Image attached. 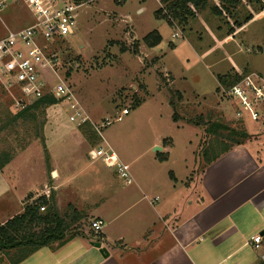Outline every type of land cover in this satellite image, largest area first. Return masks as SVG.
I'll return each mask as SVG.
<instances>
[{
  "label": "rangeland",
  "instance_id": "obj_1",
  "mask_svg": "<svg viewBox=\"0 0 264 264\" xmlns=\"http://www.w3.org/2000/svg\"><path fill=\"white\" fill-rule=\"evenodd\" d=\"M76 2H82L84 6L76 12L75 35L58 41L53 47L48 42L44 45L49 47L48 51L58 55L57 69L75 99L60 98L57 106L46 109V117L39 112L36 121L14 120L19 110L14 107L9 91L0 84V155L8 152L13 156L27 149L29 161L34 163L37 160L35 166L39 155L41 163L43 159L46 161V180L52 184L51 181H55L54 171L48 167L50 153L43 145L46 139L43 142L45 132L42 122H46L48 115L59 116L62 113L75 116L77 108L97 123L105 118L115 120L122 115V120H115L105 129L103 138H90L89 145L96 149L100 144L106 146L107 143L128 160L141 155L130 164L132 174L135 172L138 177L155 174L164 184L171 170L179 178H185L189 173L192 178L201 174L204 162L195 161V156L200 141L209 137L207 128L210 121L248 132L251 138L244 145L264 142V125L251 119L248 109L232 95L231 87L218 82V76L227 73L255 74L247 84L253 82L259 85L261 82L260 78L264 76V0H242L234 10L236 19L243 21L250 14L253 18L241 27L227 13L218 17L206 11L190 20L185 30L175 21L170 25L167 20L156 16L160 0H125L121 4L117 0ZM209 3L214 5L219 1L210 0ZM164 6L161 3L160 8L165 10ZM139 7L144 11L139 12ZM24 21H31V15L23 5L9 6L1 11L0 39L5 36L6 26L17 27ZM131 22L141 36L159 30L163 35L162 43L153 47V51H148L145 45L143 54L136 55L137 39L130 27ZM231 28L235 33L230 34ZM123 46L127 49L124 52ZM68 71H71L70 76H67ZM44 73L45 81L50 88H54L58 77L49 69H45ZM247 84L242 88H249ZM249 96L256 99L255 94ZM135 98L144 100L138 108L133 104ZM124 108L129 109V114H122ZM174 115L178 121L174 120ZM200 116L204 118L202 122L199 121ZM171 141L170 148L164 150L171 151L170 163L151 167L152 159L158 152L155 148H162L164 143L168 145ZM87 155L92 160L90 154ZM70 159L71 156L62 161L76 162ZM102 168L121 183L122 179L114 169L104 165ZM74 170L78 169L73 168L70 174ZM92 188L95 195L107 194L102 193L104 186L101 183H92ZM65 195L63 199L62 196L59 198L63 200L59 202V210L69 218V231L77 233L79 228L91 234L85 238L76 237L73 246L69 244L70 248L61 249L58 254L53 253L58 243L54 244L55 247L42 248L41 253L33 256L32 264H62L64 256L74 251L73 247L89 246L97 240V233L91 230L94 218L84 217L79 223L71 220L74 206L68 203L67 192ZM11 199L9 209L12 210L18 203L17 210L13 211L21 212L25 207L23 202ZM0 208L3 209L1 203ZM0 264H12L9 252L0 251Z\"/></svg>",
  "mask_w": 264,
  "mask_h": 264
},
{
  "label": "crops",
  "instance_id": "obj_2",
  "mask_svg": "<svg viewBox=\"0 0 264 264\" xmlns=\"http://www.w3.org/2000/svg\"><path fill=\"white\" fill-rule=\"evenodd\" d=\"M138 11L144 9L139 7ZM28 23L20 22L12 28ZM130 27L139 44L138 55H142L146 35L138 34L132 22ZM7 30L6 26L5 35ZM155 30L163 41L162 33ZM145 47L153 51L151 47ZM58 115H48L43 127L46 133L43 132L44 147L50 153L48 167L54 171L55 181L50 184L46 180L45 159L41 163L38 155L39 162L35 166L37 160L29 161L27 149L15 153L0 168V203L3 207L0 208V224L23 212L24 208L21 212L13 211L17 210L18 203L9 209V198L26 205L53 191L60 209L59 198L62 196L63 199L67 192L68 203L74 206L73 212L79 213L82 219L101 218L105 225L102 232L97 233L96 241L89 246L73 247L74 251L64 256L62 264H264V142L255 141L260 144L233 148L207 166L198 178H192L190 173L179 178L171 170L165 184L155 174L148 177L132 174L130 164L141 155L128 160L115 151L131 173L132 182L126 184L104 171L103 165L107 166L100 159L88 157L87 154L95 149L89 145L93 133L91 123L83 125L84 131L72 115ZM171 145L172 141L168 145L164 143L162 152ZM166 153L169 157L165 161H160L155 153L151 167L170 163L171 151ZM70 156V161L76 160L75 163H67L68 159L62 161ZM73 168L78 170L70 174ZM94 182L101 183L104 186L102 193L107 194L95 195ZM80 230L85 235L77 238H85L90 233ZM257 234L262 237L259 248L249 243ZM76 237L57 246L53 253L70 248L69 244L73 246ZM96 242L107 249L108 256L100 252ZM41 252L40 249L21 264H32L33 256Z\"/></svg>",
  "mask_w": 264,
  "mask_h": 264
},
{
  "label": "built area",
  "instance_id": "obj_3",
  "mask_svg": "<svg viewBox=\"0 0 264 264\" xmlns=\"http://www.w3.org/2000/svg\"><path fill=\"white\" fill-rule=\"evenodd\" d=\"M18 4L27 9L31 21L20 28L8 27L7 34L0 39V84L5 87L4 90L9 91L14 107L19 111L33 105L47 94H52L58 99H75L71 88L61 79L57 69L58 55L48 51L49 47L44 45L46 42L55 45L58 41L75 35L76 12L84 3L76 0H0V12ZM45 69L51 70L59 79L54 88H50L45 81ZM253 76L256 75L246 74L230 91L248 109L251 119L264 125V76L260 78L259 85L253 82L251 85L247 84ZM245 83L249 86L246 88L248 92L242 88ZM248 93L255 94L256 99ZM71 106L75 108L73 104ZM128 113L129 109L124 108L122 114ZM72 119L79 125L91 122L98 136L103 138L105 129L115 120H122V115L115 120L105 118L97 123L77 108ZM105 145L101 144L92 150L91 157L100 159L108 168L114 169L126 184H131L132 176L128 167L110 145ZM104 225V220L97 218L91 222V229L100 233ZM261 240L262 237L257 234L249 243L259 248Z\"/></svg>",
  "mask_w": 264,
  "mask_h": 264
},
{
  "label": "trees",
  "instance_id": "obj_4",
  "mask_svg": "<svg viewBox=\"0 0 264 264\" xmlns=\"http://www.w3.org/2000/svg\"><path fill=\"white\" fill-rule=\"evenodd\" d=\"M125 0H117L118 4L124 3ZM219 3L210 5V0H161V3L165 4V10L159 8L156 11V16L160 19H165L170 25L172 21L185 30L190 24V20L195 19L198 14L211 11L218 17L223 15H230L231 18H235V23L238 27H241L244 23L249 22L253 16L248 15L243 21L236 19L234 10L242 3V0H218ZM264 10V7H262ZM166 11V12H164ZM170 18L172 20H170ZM174 23V22H173ZM235 33V30L231 28L230 34ZM144 43L153 48L158 46L162 42V37L158 31L154 30L147 34L143 38ZM134 53L138 55L139 44L136 42ZM51 45L50 47H53ZM125 47H122L124 52ZM71 75V71L67 72V76ZM243 75L230 74L219 75L218 80L226 87L232 88L243 78ZM60 99L52 94H47L44 97L37 100L33 105L16 113L14 120L18 119H32L37 120L38 113L42 112L46 115V109L49 106L60 103ZM144 100L135 98L133 104L135 108H138ZM175 116V115H174ZM46 117V116H45ZM174 117V120L179 119ZM202 116L199 117V121H203ZM89 123V122H88ZM81 124L82 130H84ZM200 123V122H199ZM45 120L42 122V128L44 127ZM89 125V124H88ZM93 127V126H92ZM85 131V130H84ZM207 140H201L199 144V150L196 151L195 161L199 159L203 161V167L201 173L204 172L207 166L211 165L222 156L230 152L233 148L244 145L251 135L243 130H237L229 128V126L222 124L218 121H210L208 128ZM92 140H96L98 135L93 128ZM95 136L97 138L95 139ZM44 142V138L42 139ZM45 146V142L43 143ZM101 145V144H100ZM157 158L160 161L168 159L169 154L166 152H157ZM12 159V155L8 152H2L0 155V168L4 167ZM199 161V162H200ZM173 178V174H170ZM31 197V195H30ZM44 210H41V208ZM81 220L82 216L79 213L73 212L71 220ZM69 218L66 215H62L59 208L56 205L55 193L52 191L49 196L43 195L35 199L32 203L26 204L22 213L15 215L3 224H0V251L10 253V261L12 264H21L34 253L47 246H61L70 239L84 235L83 232L71 233L70 225L68 223ZM78 222V221H77Z\"/></svg>",
  "mask_w": 264,
  "mask_h": 264
},
{
  "label": "water",
  "instance_id": "obj_5",
  "mask_svg": "<svg viewBox=\"0 0 264 264\" xmlns=\"http://www.w3.org/2000/svg\"><path fill=\"white\" fill-rule=\"evenodd\" d=\"M155 150H158V151L160 150V151H161L162 148H161V147H156ZM95 246H96L97 248H99L100 252H101L104 256H108V255H109L107 249L104 248V247H101V243H100V242H96V243H95Z\"/></svg>",
  "mask_w": 264,
  "mask_h": 264
}]
</instances>
